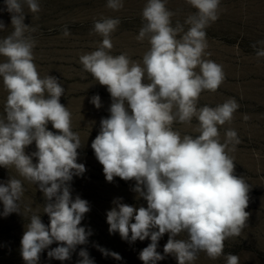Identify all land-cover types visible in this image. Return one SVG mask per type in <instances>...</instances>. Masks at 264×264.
Here are the masks:
<instances>
[{
	"label": "clouds",
	"instance_id": "obj_1",
	"mask_svg": "<svg viewBox=\"0 0 264 264\" xmlns=\"http://www.w3.org/2000/svg\"><path fill=\"white\" fill-rule=\"evenodd\" d=\"M187 3L197 11L185 20L189 25L185 31L179 22L172 26L174 13L166 0H147L136 37L147 38L150 44L142 62L133 61L127 53L110 54V35L120 24L111 17L94 22V32L103 39L96 50L79 58L83 69L111 97L110 115L101 119L91 143L105 179L135 181L132 191L147 204L137 208L115 199L106 213L108 230L129 242L150 238L139 253L143 264H157L168 255L177 264H194L201 252L213 260L220 258L224 242L240 236L250 215L246 211L250 185L235 174L234 158L229 155L235 150L229 145L238 143L237 133L227 130L222 143L218 131V126L231 122L239 104L229 98L216 107H197L201 93L215 92L225 78L221 65L203 58L205 28L218 19L220 0ZM4 4L13 31L0 39V56L6 58L0 62V77L8 93L5 115L0 116V167H14L38 186L45 200L49 224L39 214L30 216L20 241L23 261L39 264L41 253L48 249L49 259L63 262L92 234L81 226L90 211L88 201L71 194L73 177L86 171L77 162L81 141L72 131L70 111L60 102L65 88L55 76L41 77L34 63L36 41L26 33L36 29L24 23L23 9L27 5L32 13L39 12L38 0H4ZM106 7L118 11L123 0H107ZM5 30L0 22V31ZM63 34L69 35L67 28ZM257 43L264 45V41ZM256 56L264 57V47L256 49ZM90 103L102 107L98 94ZM193 118L198 121V135H181L172 127L174 122L190 124ZM49 124L56 131L48 130ZM33 143L36 151L26 153ZM23 193L20 179L10 176L0 183V215L22 214ZM182 233L186 239L177 238ZM164 234L168 240L162 255L157 247ZM53 243L57 246L50 248ZM97 247L105 256L121 259L118 253ZM78 255L77 264H94L86 249ZM224 258L226 264H239L237 255L229 253Z\"/></svg>",
	"mask_w": 264,
	"mask_h": 264
},
{
	"label": "rangeland",
	"instance_id": "obj_2",
	"mask_svg": "<svg viewBox=\"0 0 264 264\" xmlns=\"http://www.w3.org/2000/svg\"><path fill=\"white\" fill-rule=\"evenodd\" d=\"M38 2L40 10L36 13L24 5V23L36 29L26 35L30 34L36 41L33 54L39 75L55 76L65 88L60 102L71 113L72 131L78 133L81 141L77 162L86 168L82 176L73 177L71 194L73 198L79 196L88 201L90 211L85 214L81 226L92 232L88 243L78 245L70 260L49 259L46 249L41 253L39 264H77L82 248L87 250L94 264H143L139 253L151 242L150 238L129 242L121 239L119 233L110 234L108 230L106 213L113 207L115 199L122 198L123 203L137 208L147 204L143 198L137 199V194L132 191L135 181H124L119 177L112 182L105 179L103 166L96 159L91 143L99 132L101 119L110 115L111 97L106 87L99 85L83 69L79 58L96 50L103 39L94 32V22L102 17H111L118 18L120 24L110 35L113 44L110 54L127 53L133 61L142 62L150 44L147 38L140 41L136 37L144 23L142 10L147 0H123V8L118 11L106 7L107 0ZM166 7L174 13L172 26L179 22L187 31L189 25L184 22L197 10L187 0H166ZM0 22L6 27L5 31H0L2 39L13 31L11 14L6 10L4 0H0ZM65 28L69 32L67 36L63 34ZM205 32L207 48L203 58L221 65L225 78L215 92L205 90L201 93L197 107H216L229 98H234L239 104L231 122L218 126V131L222 143L227 130L237 133L238 143L233 141L229 145L235 149L229 155L234 158L235 174L243 176L250 185L246 209L250 215L240 236L224 242L223 256L213 260L201 252L194 264H226L224 256L229 253L239 257V264H264V57L256 56V49L264 47L257 43L264 41V0H220L218 19L210 22ZM253 44L256 48L252 47ZM5 59L0 56V62ZM7 94L0 77V116L5 115ZM96 94L101 98L102 107L99 109L90 103ZM197 124L193 118L190 124L174 122L172 127L181 135L195 136L198 135L195 131ZM48 130L56 131L51 124ZM34 151L35 143L26 148L28 154ZM33 162H36L35 158ZM10 176L20 179L24 188L22 214L0 215V264H25L20 253L25 225L33 213L41 215L45 225L49 224V217L44 213L45 200L38 186L21 177L14 167H0V183L6 182ZM2 212L3 204L0 202ZM177 238L186 239L187 235L182 233ZM167 240L168 234H164L158 242L157 251L162 255ZM56 246L53 243L50 248ZM97 246L118 253L121 259L105 256ZM157 264H177V260L168 255Z\"/></svg>",
	"mask_w": 264,
	"mask_h": 264
}]
</instances>
